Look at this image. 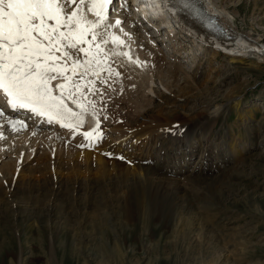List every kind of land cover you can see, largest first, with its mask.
Masks as SVG:
<instances>
[{"label": "rangeland", "instance_id": "374dc122", "mask_svg": "<svg viewBox=\"0 0 264 264\" xmlns=\"http://www.w3.org/2000/svg\"><path fill=\"white\" fill-rule=\"evenodd\" d=\"M205 2L217 13L223 11L219 15L239 31L237 34H250L264 45V0ZM126 14L121 15L126 18ZM170 28L175 29L172 24ZM180 29L172 34L166 32L168 29L158 34L149 27L139 30V39L160 56L150 47L146 50L160 57L166 70L151 81L156 92L147 90L152 102L142 99L145 108H161L167 96L169 104L163 107L187 122L184 118L195 119L191 113L199 104L213 102L216 107L239 95V105L228 104L215 114L212 108L206 118L196 121L187 168L178 135L187 127L163 137L173 144H153L155 153L145 164L162 172L166 181L161 182L160 194L155 196L147 185L136 187L129 199L136 206L131 215L125 210L117 177L107 180L86 170L85 179L70 178L66 162L57 165L65 170L58 172L57 178L37 165V158L45 154L54 158L52 138L42 140L47 133L65 139L64 144L73 145L78 140V146L84 142L79 140L81 135H71L55 124L41 125V135L24 129L32 135L24 143L19 139L27 131L4 133L0 138V264H264V55L251 47L244 61L230 62L228 57L212 53L216 44L205 48L204 41L193 34L187 37ZM154 34L159 35L161 44ZM252 61L262 66L252 65ZM168 83L172 89L165 88ZM96 84L107 89L100 80ZM184 85L179 92L177 87ZM99 97L92 98L101 109L104 122L100 125L109 124L104 139L117 140L118 133L110 124L120 117L114 112L126 105L106 104L107 98L102 102ZM122 115H127L129 123L135 121L131 112ZM174 123L179 125V121ZM200 137H206L205 143H196ZM39 142H43L40 147ZM124 150L120 151L123 156ZM174 151L177 157L168 155ZM24 159L29 163L27 173L17 180L11 171L15 173ZM130 162L127 166H132ZM151 197H158L157 201Z\"/></svg>", "mask_w": 264, "mask_h": 264}, {"label": "bare ground", "instance_id": "6f19581e", "mask_svg": "<svg viewBox=\"0 0 264 264\" xmlns=\"http://www.w3.org/2000/svg\"><path fill=\"white\" fill-rule=\"evenodd\" d=\"M159 1L160 0H126V6L124 7V11H126V13H127L126 18L123 17L124 14L121 15L122 12L121 13L116 12L119 15H115L112 19L109 16L110 22L114 23V21L117 18H119L122 21L121 25L117 26L116 28L110 29V31H113L117 35H119L126 42V45H118V44H114V43L110 42L107 45V50H109L111 52H115V53L128 52L131 54V57H132V59L130 60L128 58V56H125V55H112L110 57V59L108 60V64L115 71L113 72V74L111 76H109V73L107 71H104L101 73V77L106 78L108 81V83L106 85H104L107 87V89L105 87H100L101 89H103V97L107 98V101H104V103L109 104L112 102L113 105H115V104L118 106H122L123 104L126 105V107L123 105V107H125V108L122 107L123 110H121V111L116 110L114 112V115L118 114L120 117L114 118L112 124H110L111 125L110 128H112V130H114L118 133L119 138L117 140L111 141L107 137L108 139L105 138V139L101 140L98 144H96L95 147L88 148V147L78 146L77 145L78 140H77V142H72L73 145H70L68 143L64 144L63 140H65V139H59L58 138L59 136L47 133L42 138V140H43V142H46V141L49 142V140L52 138V142H53L52 147H53V145L56 146L55 147L56 150H52V154H53L54 158L48 156L47 154H45L42 157L37 158L38 159L37 165H40L46 171L47 170H49V172L52 171L53 176H55V175L57 176L58 172L61 173V170H64L63 168H58L57 165L66 164V162H67L66 165H68V166L65 170L69 171V172H67L68 173L67 176L70 178L75 177L78 180L80 178L85 179L86 170L89 171L90 173H94V172H96L95 174L100 173V174H102L103 178L104 179L107 178V180L109 178L111 179L112 177H113V179H114V177H117L116 180L120 179L119 185L121 184L122 196H123L124 200H126L125 201V205H126L125 210L127 213L129 211V213H128L129 215H131L133 213V211L135 210V207H136V206L132 205V203L130 202V200L132 199L131 197L134 195V191H135L136 187H144L147 185V186H149L152 194H154V196H155L156 194H160L161 182L166 181V180H163L165 178L161 177L162 172L160 173V172L156 171V169L154 167H151V166L145 164V159L149 162L153 156V155H151V153H153V152L155 153V146H153V144L157 145V142H159V141L161 144L166 142L165 138H163V137L171 134L168 131H162V130L179 129L182 127H183V129H185L184 127H187L185 131L178 132V135L180 136L179 142H181V144L183 145L182 146L180 144L181 146H179V147L184 153L183 158H185V159H184L183 163H184V166L187 168L189 166L188 157H189V155H191L190 147L192 148V145H193V140L191 139L192 130L194 129L195 124L197 123L196 121L199 119H202V118H206L207 113L210 112V110L212 108L214 109L212 111V114H215L214 113L215 111H218L216 113L223 111V109L226 107V105L228 106V104H231L232 106H234V105L238 106L240 103L239 99L241 98L239 95H236L232 98H227L226 104L216 106V107H214L215 103H213V102H208L206 106L199 104L195 107V109L191 113V114H194L195 119L190 118V120H191L190 121L189 118H184L187 122H184V121L180 120L179 118H176L174 116V114H171L172 112L169 113V111L163 107V106H166L167 103L169 104L167 96L165 98L164 105L161 108H159V109H156V107H153V108L146 107L145 108L146 105L143 104L142 99H144V100L147 99L151 103L152 99L148 97V96H150V94L148 92H152V91L156 92V88L154 85H152L153 83L151 81L154 82V77L157 74L160 75L163 72L165 73L166 70H164L165 67L163 66L164 64H163L162 59L160 57L153 55L149 50H146V48L141 46L143 41H141V38L139 39V36H141V34H139V30L141 29V31H142L143 27H145L146 29H147V27H149V29L157 30L151 25L150 22H152V24L154 26L156 25L155 27H158V28H161L162 26H165V25L169 26V28H170L171 24L173 25L175 22H178V23H180V26L182 27L180 29V31H182V32L185 31L186 33L185 32L184 33L186 34L187 37L190 36L189 34L191 32L193 35L196 36V38H198L197 40L205 42V43H203L204 46H206L205 48H208L209 44H211L212 42H215L217 45L216 46L217 48H214V50L212 49L213 50L212 53L214 55L215 54L216 55L222 54L224 57H228L230 62H242V61H244L245 55L249 52V49H251V47L253 48V51L259 52L260 55H264V45L263 44L261 45V43L258 42L256 39H254L253 36H250V34H245V33L237 34L238 32L235 31L236 34L233 35V37H231V38H229V37H225V38L216 37V36L210 34L209 32L204 31V29L199 27L196 23L192 22L191 20L187 21L185 18L182 19L181 17L173 16L171 10L168 7H164L162 5L161 6L159 5L160 4ZM121 2H123L122 4H125V1H121ZM115 6H116V3H113L110 10L115 9ZM149 6H152V8H155L156 10H162V13L164 16L160 15L156 20L151 21V18H149L147 15L150 13ZM207 6L211 11H216L212 5L208 4ZM72 7H75V6H72ZM69 10H71V9H69ZM222 12H219V13L222 14ZM140 13L147 15V20L143 19L141 17ZM89 16H90V18H92L90 13H89ZM221 20L223 21V23L225 25H228V22L225 20V17H222ZM141 24L143 25V27H140ZM175 29H176V27H175ZM164 30H166V29H164ZM168 30L166 32H168L170 34H172L174 31L171 28ZM148 31H150V30H148ZM150 43H152V42H150ZM212 48H213V46H212ZM151 51H152V49H151ZM114 58L116 60H118L116 62H119V64H116L114 62ZM137 58L144 63L138 64V63L133 62ZM252 65L259 66V67L262 66L261 63H258L256 61H252ZM122 67H123V69H122ZM115 72H119L120 75L116 76ZM167 72H168V68H167ZM186 76H185V78H186ZM185 82L190 83V81L187 79H185ZM101 84H102V82H101ZM116 85H117V87H116ZM190 85H192V84H190ZM171 86H172V84L168 83L167 85H165V88L166 89H172ZM183 88H186L185 85L177 87V90L180 92ZM147 90H149V91L147 92ZM131 98H135L134 101H132ZM125 99H127V101H125ZM4 105L8 107L6 110H4L5 114H7V112L19 113L22 111V110L14 111L7 104H4ZM70 106L74 107L71 104H70ZM113 108H114V106H113ZM125 109H126V111H125ZM125 112H131L133 114V117L135 120L133 123H129L126 120L127 115L126 116L122 115V114H125ZM185 116L188 117L189 114H187ZM33 117L36 120V121H34V123H37L38 121H42L41 119H39L35 116H33ZM100 119H101V116H100ZM174 121H180L179 125H175ZM100 124H102L101 121H100ZM107 124H105L104 126L100 125L101 129L103 130L104 135L106 132H108L107 130L109 129V127H108L109 124L108 125ZM31 126H32V128L35 129L34 125H31ZM31 126H30L29 130L31 129ZM94 126H95V118L92 116H88L86 118V123L81 130H83V131L91 130V128ZM9 127H10V125H9ZM6 128H8V123H7ZM10 129L12 130L11 127H10ZM29 130H27V133L24 135V137L22 136L21 139H19L21 143L27 142L26 140L30 136L32 137ZM70 134L73 135L72 132ZM78 136L79 135H76V137H78ZM56 137H57V139H56ZM205 138L200 137L199 139L196 140V143H198V142L202 143ZM207 138H209V137H207ZM81 139L83 140V137L79 138V140H81ZM43 142H39V147L41 146V144ZM166 143L173 144L171 141H169V142L167 141ZM203 143H205V142H203ZM60 148L63 149L64 154L65 153L67 154L66 156L63 154V152H61L62 150ZM121 148L127 149V150H124V153H125L124 156L121 155V153H120ZM30 149L31 148H29V150ZM232 151L234 153V150L231 149V152ZM108 153H111V155H107ZM168 155L177 157V153L175 151H174V153L168 154ZM120 157H123V159H120ZM25 159L23 160L22 166L15 173H14V171H11V173H13V177H15L14 175L17 174L16 175L17 180L24 178L26 173H27L25 166H27L29 163ZM32 162H34V160ZM127 162H130L132 164V166H127L128 165ZM40 166H38V167H40ZM65 170H64V172H65ZM93 170H96V171H93ZM163 175H164V173H163ZM93 176H95V175H93ZM57 178H59V176H57ZM12 179H14V178H12ZM63 179H65V178H63ZM67 179L69 180V178H67ZM93 179H94V177H93ZM132 179L135 180L134 184L130 183V182H132V181H130ZM166 179H168V177ZM169 179L172 180L173 178H169ZM12 181L13 180H11L9 182L10 187H11ZM147 186H146V188H147ZM118 193H116V194H118ZM138 193H140V192H138ZM148 193H149V191H148ZM151 198H153V197H151ZM157 198H153V199H156V201H157ZM36 202L34 201V203H36ZM117 202H118V200H117ZM49 205H50V203H49ZM58 218H60V217H58ZM121 240H123V239H121ZM121 244H122V242H121ZM130 245H132V244H130Z\"/></svg>", "mask_w": 264, "mask_h": 264}, {"label": "snow or ice", "instance_id": "6c2138e0", "mask_svg": "<svg viewBox=\"0 0 264 264\" xmlns=\"http://www.w3.org/2000/svg\"><path fill=\"white\" fill-rule=\"evenodd\" d=\"M167 2L181 11L190 7L187 0ZM113 3L119 0H0V92L12 110L81 135L80 147H95L104 139L101 109L92 97L103 99L96 82L107 84L101 73L111 76L115 71L108 60L112 55L132 59L128 52L107 50L110 42L126 45L110 31L122 24L119 18L110 22ZM133 62L144 63L138 58ZM88 116L95 118V126L81 132ZM0 117H5L3 108ZM5 118L13 131L28 127L24 120Z\"/></svg>", "mask_w": 264, "mask_h": 264}]
</instances>
